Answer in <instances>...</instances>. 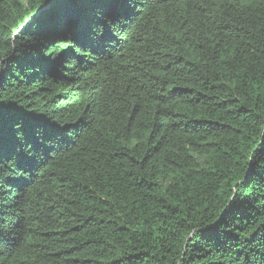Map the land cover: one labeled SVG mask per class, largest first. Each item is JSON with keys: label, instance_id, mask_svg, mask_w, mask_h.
Instances as JSON below:
<instances>
[{"label": "trees", "instance_id": "1", "mask_svg": "<svg viewBox=\"0 0 264 264\" xmlns=\"http://www.w3.org/2000/svg\"><path fill=\"white\" fill-rule=\"evenodd\" d=\"M0 109V264H264V0H0Z\"/></svg>", "mask_w": 264, "mask_h": 264}, {"label": "snow or ice", "instance_id": "2", "mask_svg": "<svg viewBox=\"0 0 264 264\" xmlns=\"http://www.w3.org/2000/svg\"><path fill=\"white\" fill-rule=\"evenodd\" d=\"M111 2L119 5V4H126L128 2V0H111ZM116 23H117L116 19L111 20V25H115ZM111 25H109L106 21L104 31L99 33V34H94L95 42L98 45H103L105 42H107L108 40L111 39V35H112ZM4 119H5L4 111L2 109H0V127H2ZM17 123H19V121H17ZM24 130L25 129L23 127H21L20 131H24Z\"/></svg>", "mask_w": 264, "mask_h": 264}]
</instances>
